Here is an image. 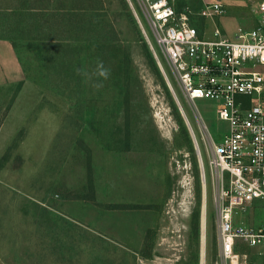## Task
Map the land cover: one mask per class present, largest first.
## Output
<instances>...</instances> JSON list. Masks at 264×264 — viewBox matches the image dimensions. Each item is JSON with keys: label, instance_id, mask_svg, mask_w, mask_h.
Returning <instances> with one entry per match:
<instances>
[{"label": "rangeland", "instance_id": "374dc122", "mask_svg": "<svg viewBox=\"0 0 264 264\" xmlns=\"http://www.w3.org/2000/svg\"><path fill=\"white\" fill-rule=\"evenodd\" d=\"M38 4L0 0V34L38 48L0 98V264H224L217 102L187 97L138 0H80L72 20Z\"/></svg>", "mask_w": 264, "mask_h": 264}, {"label": "built area", "instance_id": "2783aa9c", "mask_svg": "<svg viewBox=\"0 0 264 264\" xmlns=\"http://www.w3.org/2000/svg\"><path fill=\"white\" fill-rule=\"evenodd\" d=\"M138 1L187 97L215 100L218 118L228 123L209 156L218 183L220 257L224 264H255L244 250L264 251V0L252 29L227 37L216 27L213 39L202 37L192 18L222 15L227 0H200L199 9Z\"/></svg>", "mask_w": 264, "mask_h": 264}, {"label": "crops", "instance_id": "0c3cea01", "mask_svg": "<svg viewBox=\"0 0 264 264\" xmlns=\"http://www.w3.org/2000/svg\"><path fill=\"white\" fill-rule=\"evenodd\" d=\"M194 9H199L202 5L200 0H196ZM258 0H227L226 11L222 15H217L213 18L195 16L192 18V23L197 26L202 37L213 39L214 29L219 27L224 36L233 37L237 29L243 28L245 30L252 29L258 19L255 12V7ZM51 4V5H50ZM176 6L177 2H176ZM28 11H34L39 16L48 14L43 12H59L63 14L64 19L68 17L72 20L74 13L78 16L80 12V0H39L38 7L28 6ZM3 8L0 7V14ZM30 34L15 39L10 36L0 34V98L8 100L11 97L14 89L21 83H27V73L25 68L28 67L29 61L26 53L32 54L37 52V44L29 39ZM39 36V37H38ZM36 42L41 43L44 51V43L49 41L57 43L56 38L43 39L41 35H36L34 38ZM33 44H35L33 46ZM38 58V56H33ZM42 66V64H40Z\"/></svg>", "mask_w": 264, "mask_h": 264}, {"label": "bare ground", "instance_id": "6f19581e", "mask_svg": "<svg viewBox=\"0 0 264 264\" xmlns=\"http://www.w3.org/2000/svg\"><path fill=\"white\" fill-rule=\"evenodd\" d=\"M204 210V209H203ZM204 228H205V219H204V213L202 215V220H201V230H202V234L204 233ZM202 245V244H201ZM203 254V253H201ZM202 257V256H201Z\"/></svg>", "mask_w": 264, "mask_h": 264}]
</instances>
